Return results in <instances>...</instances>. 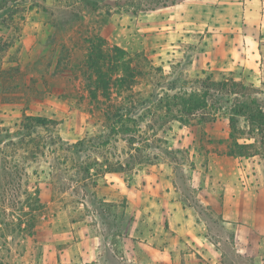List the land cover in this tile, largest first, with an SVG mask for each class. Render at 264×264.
I'll return each mask as SVG.
<instances>
[{
	"label": "rangeland",
	"instance_id": "374dc122",
	"mask_svg": "<svg viewBox=\"0 0 264 264\" xmlns=\"http://www.w3.org/2000/svg\"><path fill=\"white\" fill-rule=\"evenodd\" d=\"M175 1L184 0L18 1L15 22L0 32L5 39L20 36L0 51L3 264H49L47 252L64 234L76 231L75 222L92 230L100 223L103 235L114 232V209L100 204L101 217L93 214L96 190L103 188L95 176L106 166L121 165L125 177L143 167L172 171L181 198L212 220L218 233V219L197 198L208 178L233 182L236 170L235 183L246 201L264 208V130L252 132L239 116L234 139L254 146L245 150L250 156L228 155L233 145L230 106L253 100L264 112V34L253 45L256 67L232 76L198 62L207 33L158 48L152 39L144 47L136 32L122 30L139 11ZM222 2L207 0L216 7ZM6 14L0 13V19ZM245 45L241 38L239 49ZM92 57L101 71L90 66ZM120 60L126 68L118 66ZM97 72L110 78L109 84L98 83ZM224 79L238 84L210 89L208 106L188 110L180 119L157 103L166 96L203 93L207 80ZM26 117L41 118L46 126L28 129ZM108 264L116 263L108 257Z\"/></svg>",
	"mask_w": 264,
	"mask_h": 264
},
{
	"label": "crops",
	"instance_id": "0c3cea01",
	"mask_svg": "<svg viewBox=\"0 0 264 264\" xmlns=\"http://www.w3.org/2000/svg\"><path fill=\"white\" fill-rule=\"evenodd\" d=\"M129 26L122 30L136 32L144 47L151 39L165 48L207 33L200 65L238 76L257 65L253 45L264 34V0H223L217 7L207 0H184L139 11ZM241 38L246 45L239 49ZM236 174L233 182L212 176L198 187L199 203L219 221L218 233L212 220L181 198L172 171L143 167L125 177L105 169L95 176L103 188L96 190L93 214L101 217L100 204L114 209L110 227L115 231L103 235L100 223L92 230L75 222L76 231L47 252L49 264H108V257L116 264H264V208L246 201Z\"/></svg>",
	"mask_w": 264,
	"mask_h": 264
},
{
	"label": "trees",
	"instance_id": "16d2710c",
	"mask_svg": "<svg viewBox=\"0 0 264 264\" xmlns=\"http://www.w3.org/2000/svg\"><path fill=\"white\" fill-rule=\"evenodd\" d=\"M19 0H0V13H3L6 11V15L1 17L0 19V32L4 27H7V23H14L16 15L18 16L19 11L21 10V5L18 4ZM179 3V1L172 2L170 5ZM163 6H168L166 4H163ZM21 21H25V17L21 18ZM18 32V28L15 29ZM15 32V31H14ZM7 37L5 39L4 36L0 35V51L5 46H9L10 43H13L15 40L19 41L20 36H12L8 39ZM8 40V41H7ZM102 49L100 48V53L102 55ZM101 55L99 56V59L102 60ZM96 56V55H95ZM109 58V56L107 57ZM89 62H91V65L93 68H96L97 70H102V66L99 65V63L95 62V57H92ZM121 64H118V66H121L123 68H126L127 64L126 62H123L120 60ZM116 63V61L114 62ZM98 83L103 84H109V81H111L110 78L105 77V75L102 72L96 73ZM231 82V85L237 86V82L234 81V79H224L222 81L212 82L211 80H207L204 83L205 92L203 93H193L191 95L186 96H178L174 95L172 97L166 96L165 98H162L160 101H158V104H163L162 107L166 108L168 113L173 114L174 112L177 115H174L173 118L180 119L182 118L183 114L190 110H197L200 108H204L208 106V91L210 89L218 87L220 90H226L228 89V84ZM209 84V85H208ZM106 90L105 87H103V91ZM106 92V91H105ZM108 94V93H107ZM96 98V97H95ZM231 112L229 113V125H230V137L231 140H233L232 147L229 148L228 155L232 156L234 158L244 157V156H250L249 152L245 151L246 149H250L254 146V144H239L237 139L235 138V131L238 124V117L242 116L246 119L248 123V127L251 129L252 132L256 131H262L264 130V112L259 107V104L255 101H248V103H233L231 106ZM163 109V108H162ZM179 117V118H178ZM26 119L31 122L30 125L27 126L29 129L31 126H46V123L41 118H35V117H26ZM85 142L81 141L78 143L79 145H83ZM89 171V168H87ZM86 170V171H87ZM104 171V170H103ZM107 172H123L122 166L120 165L119 168H113L108 167L106 168ZM0 264H3L0 262Z\"/></svg>",
	"mask_w": 264,
	"mask_h": 264
}]
</instances>
